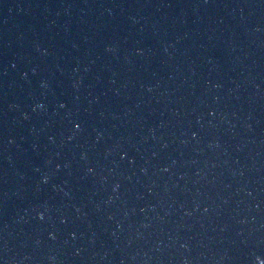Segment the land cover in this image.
Returning a JSON list of instances; mask_svg holds the SVG:
<instances>
[{"label":"water","instance_id":"water-1","mask_svg":"<svg viewBox=\"0 0 264 264\" xmlns=\"http://www.w3.org/2000/svg\"><path fill=\"white\" fill-rule=\"evenodd\" d=\"M0 264H264V0H0Z\"/></svg>","mask_w":264,"mask_h":264}]
</instances>
